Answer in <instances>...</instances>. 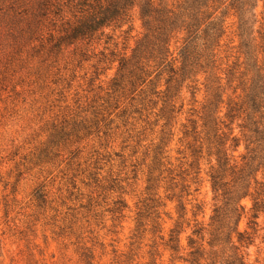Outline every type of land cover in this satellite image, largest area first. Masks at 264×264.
<instances>
[{
    "label": "trees",
    "instance_id": "1",
    "mask_svg": "<svg viewBox=\"0 0 264 264\" xmlns=\"http://www.w3.org/2000/svg\"><path fill=\"white\" fill-rule=\"evenodd\" d=\"M134 9L141 34L133 48L128 54L100 53L87 83L90 97L42 125L44 138L14 164L16 182L34 168L64 165L68 200L80 204L66 208L61 221L76 240L81 264H94V245L82 243L81 221H96L100 202L116 194L105 212L111 226L118 223L127 208L122 184L139 174L144 187L127 251L111 264H246L244 249L253 241L237 227L240 201L250 196L254 219L264 213V0H0V85L25 71L28 85L38 91L57 85L64 98L76 70L95 57L97 34L122 27ZM224 23L237 44L222 64L217 49ZM177 37L173 56L170 43ZM112 63L116 68L106 87L92 88L99 66ZM24 78L13 86H24ZM182 115L187 155L174 164L168 146ZM204 158L212 211L206 224H190L184 201L197 192ZM116 163L121 170L113 174ZM47 187L42 183L30 195L29 218L36 222L47 211L58 213ZM167 201L175 203V219L165 231Z\"/></svg>",
    "mask_w": 264,
    "mask_h": 264
},
{
    "label": "rangeland",
    "instance_id": "2",
    "mask_svg": "<svg viewBox=\"0 0 264 264\" xmlns=\"http://www.w3.org/2000/svg\"><path fill=\"white\" fill-rule=\"evenodd\" d=\"M230 22L231 20H227V25ZM140 34L141 26L136 9L130 12L128 20L122 27L111 26L98 33L93 44L95 57L83 63L76 70L75 78L71 82L70 88L65 90L64 98L57 95L59 88L57 85H48L42 91H38L35 86L28 85V79L24 78L25 71L10 77L11 83L5 82L0 85V264H81L78 253L75 252L76 245H73L76 240L73 236L68 235V231L64 229L65 224L61 221L67 212L66 208H72V204L78 207L80 204L74 203L75 201L71 203L68 200V194L65 192L67 187H65V179L62 175L64 165L58 161L51 166L34 168L23 172L17 178V182L13 167L21 157L44 138L40 129L46 121L61 114L65 107H73L76 100L83 101L84 97H90L87 92L89 90L87 83L93 72L92 66L101 57L100 53L107 57L110 53L128 54ZM177 40L178 37L170 43V51L173 56L176 54ZM236 44L232 29L227 28L225 31L224 23L223 35L217 49V55L221 59L219 63L225 64V56L233 54L234 51L231 48ZM99 68L100 76L93 83L92 88L106 87L114 74L116 63L100 65ZM19 76L25 79V84L21 87H14L13 84ZM14 93L19 96L16 97ZM185 97L186 100L189 99L187 94ZM200 98L201 95H198L197 99L200 100ZM183 119L184 115L178 118L168 146L169 158L174 164H177L175 160H181L183 156L187 155V152L182 153L184 144L181 142L180 124ZM241 151L240 147L238 153ZM107 170L108 167L104 168L105 172ZM111 170L115 174L121 168H118V163H116ZM208 171L207 159L204 158L200 160L197 192H192L184 201L185 219L190 224H192V220L206 224L211 215L213 203ZM14 182L15 192L10 196L11 185ZM143 182L144 177L139 174L137 180L129 181L127 185L122 184L123 191L120 195L127 208L124 210L123 218L114 226H111L110 215L105 210L109 207L107 204H110L111 198L116 194L111 195L110 199L108 197L105 204L100 202L97 212L101 216L96 221L90 217L80 220L84 227L80 232L83 238L82 243L88 247L94 245V264H111L115 256L126 253L128 238L133 229L135 204L143 190ZM42 183L48 186L51 207L58 213L47 211L46 219L39 216L36 222L34 221L36 218H29L33 212L30 195L33 189ZM6 184L8 186L4 191ZM193 189L194 187H192ZM83 193L86 195V191L83 190ZM6 195L9 196L5 198ZM73 199L71 198V200ZM85 202V199L82 200L83 204ZM4 203L7 205L6 210ZM240 205L243 207V214L238 222V230L251 234L253 241L247 249H244L247 254L246 264H261L264 260V213H259L256 219L253 218L250 196L243 198ZM174 207L175 203L168 201L165 203L166 216H162L165 231L171 227L172 220L175 219ZM54 215H57L56 222L52 220ZM29 220L31 223H28ZM85 221H88V228ZM86 231L89 233H85ZM91 231L92 234H90ZM188 233L189 230L186 229L181 235L183 245ZM34 246L37 248L34 249ZM26 247H29L28 251L32 255L29 258L30 261L26 257ZM165 260L166 258H164Z\"/></svg>",
    "mask_w": 264,
    "mask_h": 264
}]
</instances>
